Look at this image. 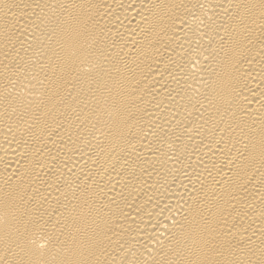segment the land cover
<instances>
[{
	"label": "bare ground",
	"instance_id": "1",
	"mask_svg": "<svg viewBox=\"0 0 264 264\" xmlns=\"http://www.w3.org/2000/svg\"><path fill=\"white\" fill-rule=\"evenodd\" d=\"M0 264H264V0H0Z\"/></svg>",
	"mask_w": 264,
	"mask_h": 264
}]
</instances>
